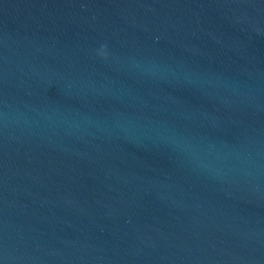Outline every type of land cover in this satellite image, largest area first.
I'll use <instances>...</instances> for the list:
<instances>
[{
    "label": "water",
    "instance_id": "obj_1",
    "mask_svg": "<svg viewBox=\"0 0 264 264\" xmlns=\"http://www.w3.org/2000/svg\"><path fill=\"white\" fill-rule=\"evenodd\" d=\"M0 264H264V0H0Z\"/></svg>",
    "mask_w": 264,
    "mask_h": 264
}]
</instances>
